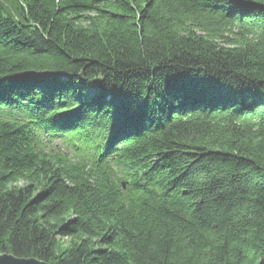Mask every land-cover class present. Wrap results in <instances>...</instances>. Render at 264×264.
<instances>
[{
    "label": "trees",
    "instance_id": "obj_1",
    "mask_svg": "<svg viewBox=\"0 0 264 264\" xmlns=\"http://www.w3.org/2000/svg\"><path fill=\"white\" fill-rule=\"evenodd\" d=\"M4 254L257 264L264 0H0Z\"/></svg>",
    "mask_w": 264,
    "mask_h": 264
},
{
    "label": "water",
    "instance_id": "obj_2",
    "mask_svg": "<svg viewBox=\"0 0 264 264\" xmlns=\"http://www.w3.org/2000/svg\"><path fill=\"white\" fill-rule=\"evenodd\" d=\"M0 264H47L36 259H18L11 255H0ZM257 264H264V255Z\"/></svg>",
    "mask_w": 264,
    "mask_h": 264
},
{
    "label": "rangeland",
    "instance_id": "obj_3",
    "mask_svg": "<svg viewBox=\"0 0 264 264\" xmlns=\"http://www.w3.org/2000/svg\"><path fill=\"white\" fill-rule=\"evenodd\" d=\"M61 242L63 243V245H66V242H67V241H65V240L63 239V240H61Z\"/></svg>",
    "mask_w": 264,
    "mask_h": 264
}]
</instances>
